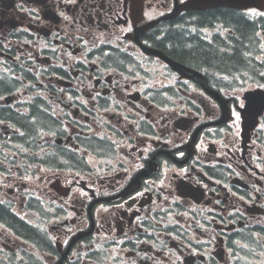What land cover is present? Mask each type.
Masks as SVG:
<instances>
[{
	"label": "flooded vegetation",
	"instance_id": "1",
	"mask_svg": "<svg viewBox=\"0 0 264 264\" xmlns=\"http://www.w3.org/2000/svg\"><path fill=\"white\" fill-rule=\"evenodd\" d=\"M188 1L0 0V204L16 217L0 223V260L231 264L228 245L264 225V113L245 130L223 72L160 43L188 29L223 51L240 37L232 18L255 24L253 9ZM158 52L195 71L182 77ZM210 90L229 99V121L213 124L224 113ZM23 150L44 167L7 172Z\"/></svg>",
	"mask_w": 264,
	"mask_h": 264
},
{
	"label": "trees",
	"instance_id": "2",
	"mask_svg": "<svg viewBox=\"0 0 264 264\" xmlns=\"http://www.w3.org/2000/svg\"><path fill=\"white\" fill-rule=\"evenodd\" d=\"M219 11L220 10L201 12L198 16L200 25H204L205 21L209 22L213 20ZM227 13H229V16L231 17L232 14L230 12ZM232 19H238L236 26L237 31L240 32V37L239 39L232 38L231 41L233 44L231 45L230 43H227L230 46L226 45V49L223 51L219 50L218 47H213L206 41L200 40L188 29L180 32H171L167 34L166 37L160 41V43L171 45V54H173V56H175L177 59L181 61H188L194 65L204 64L210 73H214V69L223 73H238L243 72V70H250L253 71L252 73H255L259 79L260 75L262 74L261 65L255 62L257 66H252L253 63L251 57H247L248 51L252 50V47L249 45L253 43V30L255 29L254 27H256V25L243 17H234ZM225 22L228 21L225 19ZM188 26L189 25L186 24L187 28ZM40 119L43 120L44 117L39 118V120ZM27 122L28 118L25 119L23 124H26ZM33 128L34 127H32V130H34ZM25 132L27 133L29 139L34 140L30 131L26 130ZM33 145H35L36 148L37 144L35 142ZM4 215L9 216L10 214L0 204V217H3ZM9 217L16 219V217L12 215ZM23 226H26V224H23ZM259 235L264 236V227L262 226L253 227L247 232L246 236H243L242 241L246 244V246L240 247V251L246 258H253L255 256V251L262 248L260 240L256 239V237ZM231 247L235 248L236 246ZM243 264H252V262L247 260L244 261Z\"/></svg>",
	"mask_w": 264,
	"mask_h": 264
},
{
	"label": "water",
	"instance_id": "3",
	"mask_svg": "<svg viewBox=\"0 0 264 264\" xmlns=\"http://www.w3.org/2000/svg\"><path fill=\"white\" fill-rule=\"evenodd\" d=\"M234 1H238V0H234ZM241 1H250L253 4L255 3V0H241ZM201 5H205L206 6H220L222 5L221 3H228V0H199V2ZM174 67L177 68L178 70L183 72V67L179 64H176L174 62H172Z\"/></svg>",
	"mask_w": 264,
	"mask_h": 264
},
{
	"label": "rangeland",
	"instance_id": "4",
	"mask_svg": "<svg viewBox=\"0 0 264 264\" xmlns=\"http://www.w3.org/2000/svg\"><path fill=\"white\" fill-rule=\"evenodd\" d=\"M261 255H264V254H261Z\"/></svg>",
	"mask_w": 264,
	"mask_h": 264
}]
</instances>
